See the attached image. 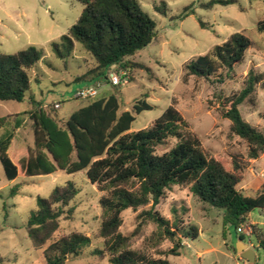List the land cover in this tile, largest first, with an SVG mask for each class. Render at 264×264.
<instances>
[{
	"label": "trees",
	"instance_id": "16d2710c",
	"mask_svg": "<svg viewBox=\"0 0 264 264\" xmlns=\"http://www.w3.org/2000/svg\"><path fill=\"white\" fill-rule=\"evenodd\" d=\"M83 7L68 33L50 44L51 52L59 59L69 58L75 43L94 61V66L76 80H88L91 87L109 84L112 69L131 71L140 68L129 60L148 46L156 35L154 20L141 8L137 0H74ZM234 4V0L212 2ZM155 12L166 16V4L160 2ZM201 27L205 25L200 23ZM264 32V21L256 25ZM251 42L241 33H234L220 45L213 46L205 55L197 56L182 65V80L195 78L211 84L234 78L235 67L240 65ZM42 53L30 46L15 54L0 53V102L23 101L30 91L28 72L33 69ZM132 81L130 78L129 82ZM113 87V86H112ZM257 88L264 89V77L249 70L242 88L230 96L217 97L220 117L230 122L229 133L244 141L246 161L256 160L264 152V136L246 123L239 112L244 101H251ZM114 92L97 96L74 111L67 119L58 117L53 105L32 104L24 115L30 123L32 144L19 149L10 158L8 149L14 132L22 120H13L11 133L0 141V164L5 179L46 176L63 171L68 175L83 172L88 182L103 195L98 200L101 211L99 227L94 234L102 246L90 255L107 258L109 264H170L168 256H178L184 241L198 237V229L182 216L187 211L171 208V218L162 216L154 207L173 187H188L201 202L223 211V222L237 231L246 223L254 210L264 213V185L254 195H247L237 186L246 169L238 157L229 164L205 152L199 137L192 133L190 124L174 106L167 107L148 127L131 131L135 117L151 109L142 97L129 111H123ZM10 115L0 117V129ZM169 139L176 140L169 151L156 155V147ZM18 186L9 195L17 193ZM78 190L72 183L55 187L48 197L36 198V209L26 223L25 231L32 247L41 251L44 264H65L80 256L91 240L82 232L59 234L61 220H72L74 201ZM125 210L138 212L135 227L122 234L121 214ZM153 225L154 230L140 249L131 243L143 228ZM256 249L264 259V234L251 227ZM243 234H239L242 242ZM168 242L169 248L160 246Z\"/></svg>",
	"mask_w": 264,
	"mask_h": 264
},
{
	"label": "rangeland",
	"instance_id": "374dc122",
	"mask_svg": "<svg viewBox=\"0 0 264 264\" xmlns=\"http://www.w3.org/2000/svg\"><path fill=\"white\" fill-rule=\"evenodd\" d=\"M141 8L154 20L156 35L151 43L136 52L129 60L140 68L131 71L116 67L112 72L126 78L127 84L118 86L117 95L123 111H129L133 103L142 97L151 109L135 117L131 131L145 129L169 106H174L190 124L192 133L199 137L202 149L229 164L232 157L245 163L246 169L237 186L247 195H254L264 185V152L256 159L246 161L247 146L244 141L229 133L230 122L222 119L217 107V97L230 96L239 91L249 70L264 77V32L256 25L264 21V0H234V4L221 5L212 2L229 0H137ZM160 2L166 4V16L155 12ZM82 5L74 0H0V53L15 54L33 46L42 53V58L28 72L30 91L22 102H0V117L10 115L0 129V141L11 133L13 120H22L14 132L8 149L10 158L21 148L32 144V133L27 116L32 104L53 105L60 119H67L74 111L85 106L89 100L76 98L88 80L76 79L94 66V61L75 43L73 54L59 59L50 44L68 33L82 12ZM200 23L205 26L201 27ZM234 33H241L251 42L243 62L235 67L234 78L221 84L209 83L195 78L182 80V65L194 57L205 55L213 46L220 45ZM125 74V76H123ZM130 78L132 81L129 82ZM91 83V82H90ZM98 95L114 92L110 84L100 83ZM242 119L264 136V89L257 88L251 101L239 106ZM176 140L169 139L156 147L155 154L170 150ZM72 183L78 194L71 206L72 220H61L59 234L72 231L84 233L91 240L90 246L65 264H109L107 258L99 259L90 252L102 246L94 234L99 227L101 211L98 200L103 195L92 186L83 172L68 175L58 171L51 175L16 178L7 181L0 164V264H44L41 251L35 250L25 231L30 213L36 209V198L49 196L58 186ZM18 186L17 193L10 190ZM171 208L198 229V237L184 241L178 256H168L170 264H248L235 249L239 233L232 225L224 224L223 211L196 199L188 187H173L154 207L162 216L170 219ZM131 210L121 214L122 234L130 233L135 227V215ZM252 223V224H251ZM255 229L264 234V213L254 210L246 223L240 226L247 233ZM154 230L153 225L143 228L133 239L132 249H140L144 240ZM251 234V233H250ZM241 235V242L255 253L253 264H264L261 251L255 247L252 235ZM164 242L160 248H169Z\"/></svg>",
	"mask_w": 264,
	"mask_h": 264
},
{
	"label": "built area",
	"instance_id": "2783aa9c",
	"mask_svg": "<svg viewBox=\"0 0 264 264\" xmlns=\"http://www.w3.org/2000/svg\"><path fill=\"white\" fill-rule=\"evenodd\" d=\"M123 76H125V74H123ZM108 82L111 86L116 87V86H120V85H126L128 82L126 80V78H119L116 74L111 73L108 77ZM98 94V90L97 88L94 87H86L82 90H80L77 94H76V98L78 99H83V100H87V99H92L95 98ZM55 109H58L60 107L59 103H55L53 104ZM237 231L239 233L245 234L246 236H248L250 233L245 232L244 230H242L241 228H238Z\"/></svg>",
	"mask_w": 264,
	"mask_h": 264
},
{
	"label": "water",
	"instance_id": "95a60500",
	"mask_svg": "<svg viewBox=\"0 0 264 264\" xmlns=\"http://www.w3.org/2000/svg\"><path fill=\"white\" fill-rule=\"evenodd\" d=\"M235 251L241 255V257L248 262L253 264L255 260V253L252 249L246 248L240 241L237 244Z\"/></svg>",
	"mask_w": 264,
	"mask_h": 264
},
{
	"label": "crops",
	"instance_id": "0c3cea01",
	"mask_svg": "<svg viewBox=\"0 0 264 264\" xmlns=\"http://www.w3.org/2000/svg\"><path fill=\"white\" fill-rule=\"evenodd\" d=\"M89 86H90V83H87V85L85 86V88H86V87H89ZM125 110H126V109H125ZM251 224H252V223H251Z\"/></svg>",
	"mask_w": 264,
	"mask_h": 264
}]
</instances>
